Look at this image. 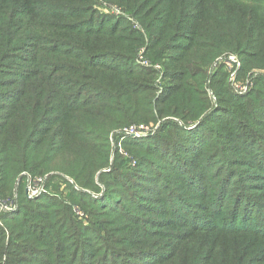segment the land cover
I'll return each mask as SVG.
<instances>
[{
    "label": "trees",
    "instance_id": "trees-1",
    "mask_svg": "<svg viewBox=\"0 0 264 264\" xmlns=\"http://www.w3.org/2000/svg\"><path fill=\"white\" fill-rule=\"evenodd\" d=\"M118 1L137 16L145 33L121 21L109 27L98 22L96 0H0V100L8 102L0 105L5 106L0 115V194L2 199L14 191L20 194L15 212L1 215L0 264L5 256L6 264H264V249L255 260L254 252L240 254L224 246L212 248L216 260L205 261L206 251L195 240L219 227L188 223L189 231L176 233L170 244L142 247L145 241H130L132 231L125 235L115 218H109L124 216L128 199L141 206L140 191L147 186L143 180L155 184L162 179L158 158L178 162L186 178L204 170L199 154L207 147L229 165V149L264 153V136L249 127L264 123V78L258 76L250 93L239 97L227 71L220 68L208 75L204 69L224 52L240 57L242 75L264 69V0ZM58 23L65 31L45 27ZM145 43L150 63L165 66L166 77L174 82L165 97H157L153 70L131 66L137 48ZM209 89L218 103L235 109H214ZM157 120L167 122L145 139L149 146L154 140L157 148L145 149L153 151L159 164L138 157L132 169L126 159L111 161V133ZM175 130L174 140L162 135ZM249 166L248 174L233 178H247L251 184L243 195L255 199L249 222L223 229L234 238L246 233L256 237L241 230L253 224L256 208L264 212V173L257 164ZM108 167L112 171L104 172ZM24 173L49 175L50 181L75 180L82 191L67 196L94 208L90 223L98 232L93 234L96 240L90 241L76 224L72 207L64 201L29 200ZM100 184L104 193L92 192ZM230 188L219 203L224 208L232 204ZM88 192L102 194L94 198ZM237 201L231 205L234 218L241 211ZM136 218L133 224L144 223L146 231L147 218ZM101 219L108 225L104 231ZM121 232L124 237L117 238ZM135 234L146 235L140 229Z\"/></svg>",
    "mask_w": 264,
    "mask_h": 264
},
{
    "label": "rangeland",
    "instance_id": "rangeland-1",
    "mask_svg": "<svg viewBox=\"0 0 264 264\" xmlns=\"http://www.w3.org/2000/svg\"><path fill=\"white\" fill-rule=\"evenodd\" d=\"M93 9V13L97 14V16H100L98 22H100L101 24L105 23L109 27L112 23H114V21H121L128 23L135 31L141 33L146 32L141 21L135 14H132L128 10L127 6H125V3H121L118 0H96ZM45 27L48 29H52L53 27H55L60 31H65V26H63L61 23H58L55 26H53V24H46ZM214 27L215 24H212L209 29ZM144 38L145 41L148 40L146 36ZM105 44H107V42ZM147 51V43L138 47L133 59V65L131 66L134 67V69L138 70H153V72L155 73L153 83L158 91L157 97H165L167 95L166 91H168L169 86H171L170 84L174 82H172L170 78H167L168 76L166 77L165 66L161 65V63L157 65L150 63ZM231 55L236 56L239 61H241L240 57L237 54L224 52L221 56L217 57L204 68L205 70H207L208 75L216 74V72L220 68H223V70L228 72V62ZM219 58L220 61H218ZM107 59H109L112 63H115L118 60L116 58L110 57L102 58V60ZM262 70L264 69H253L247 74L242 75L241 68L239 75V83L241 84V86H246L247 82H249L248 80H251L253 83H251V89L246 92H243L244 90L240 91L238 89H235V87L231 85L232 88L239 94V97H246L247 94H249L250 91L256 86V78L258 77H253L254 73ZM207 91L209 95L208 99L212 104V107H215L214 109L221 108L228 111L235 109L223 102L218 103L215 95L210 91V89ZM7 103L8 102L0 100V105H5ZM4 108L5 106H0V115L3 113L2 111ZM166 122L167 121L164 120H157L152 121L149 124H144L148 126L149 131H143L142 134L136 136H133L130 132L128 133L126 131L127 128L133 126L132 124L124 126L118 131L111 133V161L113 162L115 157L116 160L118 159L119 161H123L124 159H126L128 162H130L128 167L132 169H135L137 167L138 157H145L147 158V160L155 161L157 159V156L153 153V151L145 149L147 147L156 149L157 147L155 145V142L154 140H151L149 146L147 145L145 139L153 136L154 134H157V132L162 129ZM177 122H180V120H177ZM261 124V128L260 125L259 128H257L250 123L249 127L253 130L254 133H258L264 136V123L261 122ZM176 131L177 130L171 132L170 134L162 135L168 137L171 141L176 139ZM242 133L243 131L240 132V134ZM139 143H141V145ZM234 143L236 142L229 144L231 146L236 145ZM251 148L252 150L257 149L256 145L252 146ZM143 149H145L146 152ZM202 151L203 153L200 152L199 155L202 154V159L200 161L202 163L201 168L204 170L195 175L186 176V178H183L182 174L184 172H180V166L178 162H176L175 160H166V158H158L161 165H163L162 167H157L160 169L162 179L159 178L155 184L143 180V183H145L147 186L142 187L140 191L139 200L141 202V206H136L135 202L132 199H128L127 201H125V203L129 205L128 208L125 212H121L124 214V216L111 214V217L109 218H115V220L118 222V229L122 231L124 230L125 235L128 234L129 230L132 231L133 234L130 237V241H140V243L142 241H145V245H141L142 247H148V245L152 246L153 244L158 243L170 244L171 242L175 241L176 233H178L179 235H183L185 232L189 231L190 228H185L188 223L207 224L213 227H219L214 228L218 232L204 233L197 240H195V243L200 247V249H204L206 251L204 253L205 261L212 263L218 258V253H214L212 251V248L216 246L239 249L240 254L244 253L246 250V254L254 252V259H259V253L264 249V242L260 241H264V234L260 235V232H258H264V212L260 208H256L253 214V224L244 226V230H241V232H253L256 234V237L249 233H246L243 236H236L234 238L232 236L223 234V232L229 231L223 229H235L232 226H226L227 224L249 222L250 216L252 214L251 203L254 202L255 199H252L250 201L248 197L243 195L242 191L244 188L248 187L251 182L247 181V178H245L244 182L238 180L233 181V178L237 174H248L250 170L249 165L255 166L257 164L259 169L264 173V153L255 151L252 154H243V148L237 150L229 149V151H231V158L226 156V158L232 159V162L229 165V163L224 160L225 158L219 156L218 152H211L212 149L208 147ZM179 160H181V158ZM67 162V160H64L63 164H67ZM186 162L187 164L191 163V159H187ZM156 163L159 164L157 160ZM113 168L116 170L117 162L115 164V167ZM126 168L127 167L123 168V170ZM103 171L110 173L112 171V168L108 167ZM24 174L27 179L26 197L29 200L48 197L60 202L64 201L72 207L76 224L80 225L82 231L89 235L90 241L96 240L93 234L98 232L95 229L96 227L92 225V223H90V221L94 222L93 219H95L94 217H91L90 214V211L94 208H87L86 206L82 207L78 205L79 202L77 199L71 200L70 196H67L74 193V191H82L75 180L70 177H65L64 180L57 178L58 180L55 179L50 181L49 175H44V177H35L44 178L45 180L42 185V191L39 193V195L34 198H30L28 197L27 189L30 177L32 176L29 173ZM32 178L34 179V177ZM166 179L169 180V182H166ZM229 188L232 192V204L234 203L235 198H238L237 205L241 209L240 214L237 215L236 218L233 217L234 210L231 206L232 204H229L225 208L223 205H219V203L222 202V198L228 193ZM94 191H102V193H104L103 185L100 184L96 188H93L92 192ZM92 192H88V194H90L91 197L94 198L99 197L102 194H92ZM2 196L3 195L0 194V199H2ZM19 197V192L14 191L11 196L8 195L6 197L7 199L5 198L13 205L14 210H10L9 213H14L17 209L19 204ZM74 198H76L75 195ZM105 211L106 209L103 210V212ZM137 216L143 219L147 218L145 222H149V226L146 227V231L142 232L144 223L141 227L133 224L136 221ZM100 227L103 229V231L105 229H108L107 223L102 219L100 221ZM137 229H140V233L146 235H136L135 232L137 231ZM122 237H124V235L121 232L120 234H118L117 238ZM79 239L77 241H79ZM119 247L120 248L118 249H123V247ZM128 247L129 246L125 248ZM263 256L264 254L262 253L261 257ZM4 258H6L7 260L6 256Z\"/></svg>",
    "mask_w": 264,
    "mask_h": 264
},
{
    "label": "built area",
    "instance_id": "built-area-1",
    "mask_svg": "<svg viewBox=\"0 0 264 264\" xmlns=\"http://www.w3.org/2000/svg\"><path fill=\"white\" fill-rule=\"evenodd\" d=\"M220 58L218 59V61H220ZM241 64H242L241 61H239V59L236 56L231 55L229 57V62H228L229 82L233 87H235V89H238L240 91L244 90L243 92H246L251 89L252 86L251 83L253 82L251 80H248L249 82H247L246 86L243 87L241 86V84L239 83V75L242 68ZM258 76H262L264 78V70L255 72L253 77H258ZM126 131L128 133L130 132L133 136H136L142 134L143 131H149V128L144 124H140V125L130 126L129 128L126 129ZM44 180H45L44 178L33 179L32 177H30L28 189H27L28 197L34 198L39 195V193L42 191V185ZM6 199L3 200L0 199V220H1V215L3 213L9 212L10 210L12 211L13 209L12 203L8 202ZM1 264H6V258L3 259Z\"/></svg>",
    "mask_w": 264,
    "mask_h": 264
}]
</instances>
